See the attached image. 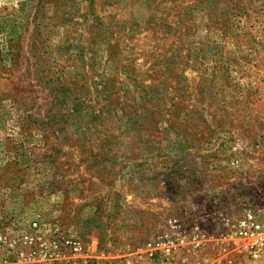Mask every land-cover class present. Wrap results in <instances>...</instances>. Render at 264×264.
Wrapping results in <instances>:
<instances>
[{
    "label": "rangeland",
    "instance_id": "1",
    "mask_svg": "<svg viewBox=\"0 0 264 264\" xmlns=\"http://www.w3.org/2000/svg\"><path fill=\"white\" fill-rule=\"evenodd\" d=\"M242 205L264 211V0H0V230L264 264L221 237Z\"/></svg>",
    "mask_w": 264,
    "mask_h": 264
},
{
    "label": "built area",
    "instance_id": "2",
    "mask_svg": "<svg viewBox=\"0 0 264 264\" xmlns=\"http://www.w3.org/2000/svg\"><path fill=\"white\" fill-rule=\"evenodd\" d=\"M218 220L223 230L221 237L226 243L252 262L264 261L263 210L242 205L235 214L221 213ZM192 230L191 238L194 248H197L202 244L195 237L206 238V235L197 232V227ZM183 243L180 224L176 220V248ZM154 246L159 244H148V250ZM169 250L167 247L166 252ZM88 260V248L79 238L67 236L59 230L49 235L36 220L19 231L0 230V264H87ZM116 264L134 263L127 259Z\"/></svg>",
    "mask_w": 264,
    "mask_h": 264
}]
</instances>
